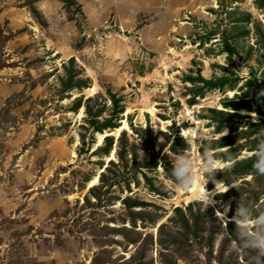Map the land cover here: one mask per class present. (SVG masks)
<instances>
[{"label":"rangeland","instance_id":"1","mask_svg":"<svg viewBox=\"0 0 264 264\" xmlns=\"http://www.w3.org/2000/svg\"><path fill=\"white\" fill-rule=\"evenodd\" d=\"M152 1L145 0L141 6L136 3L131 10L129 2L114 0L109 3L110 13L103 3L101 24L97 26L61 1L50 8L54 18L48 25L41 13L37 11L38 19L31 13L36 0H0V13H4L0 19V264H93L100 248L92 240V227L120 226V201L108 199L113 192L107 194V199L101 197L100 207L93 198L94 206L83 207L88 189L98 183L105 167L101 169L95 161L102 160L106 165L113 154L110 158L88 153L76 156L79 138L75 122H79L81 111L74 115L60 110L70 99L57 102L54 88L63 74L62 65L72 57L91 81L82 91L84 97L104 94L108 87L123 95L125 128L121 124L122 128L112 133L114 136L122 130L132 136L128 115L134 126L149 125L152 138L161 144H165L166 137L170 141L182 137L189 149L172 152L169 158L193 159L196 181L209 192L208 202L199 198L200 191L192 199L188 189H178L160 167L152 176L163 183L168 191L166 197L148 192L142 181L139 187L131 186L133 196L158 206L160 219L156 227L142 229L138 224L141 233L153 237L147 257L159 264L157 227L167 223L173 209L199 201L203 208L215 207V219L223 225L234 221L256 238L239 246L225 244L233 260L264 264V249L257 246L264 239V223L259 222L264 221V174L255 169L253 175L228 187L218 184L208 191L205 175L209 172L201 167L209 159L215 161L213 170L231 164L215 160L212 154L216 151L201 152L204 141L225 135L237 138L249 132L250 136L240 142L238 160L254 155L255 151H249L252 147L264 146V93L261 98L255 83V79L264 82V0H162L163 5L171 3L173 8L161 10L152 8ZM76 2L81 8V3ZM87 5L95 8L96 3L88 1ZM14 9L18 22L11 26ZM129 12L136 13V17L128 32L125 29L131 21L125 16ZM121 25H126L124 30L118 28ZM226 45L233 47L237 55L231 57L225 51ZM200 76L225 81L219 89L204 87V95L188 105L192 95L189 90L200 83L193 84L187 77L197 80ZM79 95L72 93L71 99ZM226 99L245 101L248 109H224ZM208 109L237 113L243 119L222 122ZM66 122H70L69 127H60ZM222 125L225 129L217 134V127ZM229 127L233 132L226 130ZM182 130L188 134L182 136ZM61 132L64 133L59 135ZM97 140L100 144L102 137L97 136ZM84 173L94 174L85 185ZM243 180L250 186H245L238 198L224 203L215 198ZM113 191L122 198L129 195L117 188ZM230 202H234L235 211H243L245 222L227 216ZM255 211H261V215L251 219ZM223 237L224 232L217 236L215 250ZM105 248L111 251L105 257L113 260L120 256L127 259L135 250L129 246L123 252L113 243ZM192 257V262L180 259L177 264H200L198 256ZM207 262L216 264L214 260Z\"/></svg>","mask_w":264,"mask_h":264},{"label":"trees","instance_id":"2","mask_svg":"<svg viewBox=\"0 0 264 264\" xmlns=\"http://www.w3.org/2000/svg\"><path fill=\"white\" fill-rule=\"evenodd\" d=\"M59 1L67 5L79 17H83L76 0ZM31 13L36 19L39 18V13L34 7L31 9ZM225 47V51L231 57L237 55L233 47L228 45ZM62 71L63 74L58 76L56 87H54L56 101L62 102L65 99H70V102L67 105H61L59 109H62L64 113L70 112L74 115H78L81 111L79 122H75L79 138L75 150L76 156L80 157L88 153L90 156L110 158L113 154V158L106 165L102 160L95 161L101 169L105 167L99 173L98 183L88 189L84 197L83 207L90 208L96 204L91 202V198L95 199L100 207L101 197H106L111 191L113 195H109L108 199L120 201L119 211L120 214L123 213V216L119 215L118 217L120 226L113 227L106 224L92 227V240L100 248L92 262L93 264H154L153 259L147 257V251L151 250L153 245V237L141 233L138 230V224L141 225L142 229L148 226L156 227L157 221L160 219V215L156 213L158 206L146 202L139 196H133L131 186L139 187L142 181L148 192L159 197H166L167 189L163 183L152 176V173H156L160 167L165 174V178L173 182L170 176L174 161L169 158V155L172 152L173 154L178 152V150L186 151L189 149V145L182 137L177 136L173 141H170V137L165 135V144H161L152 138L149 125L145 128L134 126L129 121L128 115L126 121L132 136L126 130H122L117 137L114 136L112 133L121 127L125 118L126 105L123 101V95L116 94L108 87L105 89L104 94L84 97L82 91L90 86L91 81L85 76L83 68L77 64L73 57L62 65ZM187 80L193 84L195 82L200 83L199 86L197 85V87L189 90L192 95L187 100V104L193 105L196 97L204 95V87L219 89L222 87L225 78L205 80L200 76L197 77L198 81L191 77H187ZM255 83L257 92L262 98L264 82L255 79ZM229 88L232 89V87ZM72 93L80 95L71 99L73 97ZM222 107L232 111L248 109L245 101L234 102L230 99L223 101ZM208 110L214 117H220L222 122L243 119L237 113H227L215 109ZM69 124L70 122L62 123L60 127L67 128ZM60 127H55V129ZM223 128V125L218 126L216 133H221ZM226 130L233 132L232 127L226 128ZM63 133L61 132L59 135ZM249 134V132H244L238 135L237 138L225 135L220 139L203 142L205 148L201 152L216 151L212 154L215 160L221 163H231L222 168L214 169L207 176L205 175L208 181L205 188L208 191L218 184L228 187L237 180L254 174L253 161L256 158L255 154L239 160L237 158L238 153L241 151L240 142L242 139L249 137ZM97 136L102 137L100 144H98ZM167 143L168 145H166ZM259 147L261 146L252 147L249 151H256ZM84 174L83 183L85 185L94 174ZM245 186H250V183L243 180L241 184L233 186L227 191L217 193L215 198L219 203L234 200L240 196ZM114 188H117L122 194L127 193L129 195L122 198L119 194L114 193ZM250 195L249 193L247 198ZM152 208L155 210H152ZM215 211V207L203 208L202 202L199 201H194L185 208L177 207L173 209L167 223L157 227L156 243L159 249L157 252L159 264H177L180 259L192 262L194 261L193 255L198 256L197 260L200 264H208L207 261L210 260H214L216 264H241L236 259L233 260L229 252L226 253L225 244L232 243L239 246L241 243L256 241V238L248 235L246 228L234 221L230 220L223 225L215 219ZM255 212L251 219L261 215V211ZM227 216L229 218L235 216L240 222L247 220L242 210L235 211L234 202H230ZM109 220L112 223L115 222V219ZM222 232L226 234V237L220 239L221 243L215 250L217 236L221 235ZM109 243L118 246L123 252H126L129 246H133L135 250L127 259L123 256L116 257L114 260L111 257L109 259V256L105 257V255L111 253L110 250L105 248ZM199 255H204L207 259L202 260Z\"/></svg>","mask_w":264,"mask_h":264},{"label":"crops","instance_id":"3","mask_svg":"<svg viewBox=\"0 0 264 264\" xmlns=\"http://www.w3.org/2000/svg\"><path fill=\"white\" fill-rule=\"evenodd\" d=\"M78 2L81 3V12L82 14H84V16L86 17V20L87 18L89 19V22H91L92 24H97V26L99 24H101L100 22V17H101V13H102V5H104L103 3H106V5H108V12L110 13V10H111V7L110 6V2H113L114 0H76ZM90 1V2H95L96 5H95V8H89L88 5H87V2ZM124 1H127L129 2L128 4V8L129 9H134L135 6H137L136 3H139L140 6H141V3H145V0H124ZM150 1V0H149ZM192 1V0H191ZM153 3H151L153 6L152 8H155L156 10H161L162 8H166V9H170V8H173L172 4L170 3H166V4H162V0H153L152 1ZM59 4V1L58 0H38L36 4H34V6L36 7L35 9L41 13L44 18L47 20V24L50 25L51 24V18L53 17L52 14H54L50 8L52 7V5H57ZM151 4H148V6H151ZM131 6H134V7H131ZM22 9V8H21ZM107 9V8H106ZM11 14H10V25L11 26H15L17 25V22H18V17H17V10L14 9V10H11ZM3 13V12H2ZM2 13H0V19L3 18L4 16V13L2 15ZM26 14V13H25ZM28 14V13H27ZM135 14L136 13H133L132 15V12H129L128 14H126L127 16L125 17H128L130 18V21H131V24H128L129 26H127V28L125 29L126 31H130L132 30L133 28V21L132 19L134 20L135 22ZM13 16V17H12ZM57 16V15H56ZM135 16V17H133ZM15 18L16 21L13 19ZM54 18V17H53ZM24 20H26L27 22H30L31 20L26 18V17H23ZM15 22V23H14ZM65 23V22H64ZM69 22H67L66 24H68ZM125 24V22H124ZM126 25H121L119 26L118 28H121L124 30V27ZM63 27V26H62ZM56 31H59V29H55ZM142 33V29L139 30V33ZM127 48H129L131 50V47L130 45H127ZM130 52V51H129ZM129 52L126 53L125 55V58L129 56ZM115 56V55H114ZM118 61V60H117ZM116 70V69H115ZM114 70V72H115ZM114 72L112 71L110 74H114Z\"/></svg>","mask_w":264,"mask_h":264},{"label":"clouds","instance_id":"4","mask_svg":"<svg viewBox=\"0 0 264 264\" xmlns=\"http://www.w3.org/2000/svg\"><path fill=\"white\" fill-rule=\"evenodd\" d=\"M255 157L256 158L253 161V167L258 171V173L264 174V146L259 147L255 151ZM214 165L215 161L209 159L207 163L201 165V167L203 170L212 173ZM195 168L196 164L193 159L180 156L174 161L173 167L171 169L170 179L180 190L192 188L196 180ZM199 198L205 202H208L207 194H202ZM259 222L264 223V221ZM257 246L264 249V239H260Z\"/></svg>","mask_w":264,"mask_h":264},{"label":"bare ground","instance_id":"5","mask_svg":"<svg viewBox=\"0 0 264 264\" xmlns=\"http://www.w3.org/2000/svg\"><path fill=\"white\" fill-rule=\"evenodd\" d=\"M241 114H244V112L242 111V112H240ZM122 127H124L125 128V124H122ZM121 127V128H122ZM182 136H186L187 134H188V132H187V130H182ZM192 136V135H191ZM96 180V179H95ZM94 180V181H95ZM93 181V182H94ZM216 189H218V188H216ZM196 191H200V193L201 194H209V192H205L199 185H198V183H197V181L195 180V184H194V186L192 187V188H189L188 189V192L192 195L191 196V198L192 199H195V195H196ZM235 220V219H234Z\"/></svg>","mask_w":264,"mask_h":264}]
</instances>
